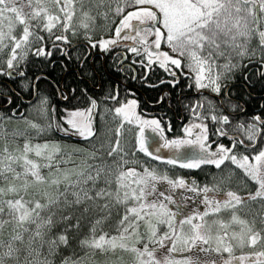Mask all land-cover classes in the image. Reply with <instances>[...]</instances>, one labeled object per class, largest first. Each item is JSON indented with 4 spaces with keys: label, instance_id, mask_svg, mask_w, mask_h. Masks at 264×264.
I'll return each instance as SVG.
<instances>
[{
    "label": "snow or ice",
    "instance_id": "snow-or-ice-1",
    "mask_svg": "<svg viewBox=\"0 0 264 264\" xmlns=\"http://www.w3.org/2000/svg\"><path fill=\"white\" fill-rule=\"evenodd\" d=\"M118 252L264 264V0H0V264Z\"/></svg>",
    "mask_w": 264,
    "mask_h": 264
},
{
    "label": "rangeland",
    "instance_id": "rangeland-1",
    "mask_svg": "<svg viewBox=\"0 0 264 264\" xmlns=\"http://www.w3.org/2000/svg\"><path fill=\"white\" fill-rule=\"evenodd\" d=\"M94 121H95V125H96V127H97V130H100L102 127H106V128H114V125L111 123V117H110V116H106V117L102 120L101 117H100V115H99V113H97V114L95 115V117H94ZM9 127H11V125H10ZM127 135H128L127 129H124V136L127 137ZM148 135L155 137V134H154V133H151L150 131H148ZM166 135H169L168 132H166ZM113 136H114V132H113ZM169 136H170V135H169ZM155 138L158 140V137H155ZM69 143L72 144V143H76V142L69 141ZM161 154H162V155H167V154H168V150H167V149H163V148H161ZM139 155H140L141 157H143V154H142V153L139 154ZM145 159H150V158H145ZM154 163H160V162H154ZM162 165H164V166L167 167L168 169L172 170V171H173V174H181V175H184V176H185V173H183V171H187V172H189L187 169H181V168H179L178 165L175 167L174 170H173V168H172L171 165L161 164L160 166H161L162 168H164V166H162ZM205 170H206V168H205ZM197 171L199 172V174H203V173H205V171H204V172H200L199 170H197ZM225 171H227V170H225ZM191 172H192V171H191ZM215 172H216V171H215ZM215 172H214V173H215ZM214 173H213V174H214ZM188 174H190V173H188ZM217 175H218V174H217ZM208 182L211 183V182H212V179L210 178V181H208ZM233 186H235V183H234V182H233ZM221 195H222V193H221ZM89 255H91V253H89ZM97 255H98V254H97ZM116 255L121 257V264H125V262H128V261L130 260V257L128 256L127 253H123V254H121V253L118 252ZM160 255H163V254L161 253ZM196 255H200V254L197 253Z\"/></svg>",
    "mask_w": 264,
    "mask_h": 264
},
{
    "label": "trees",
    "instance_id": "trees-1",
    "mask_svg": "<svg viewBox=\"0 0 264 264\" xmlns=\"http://www.w3.org/2000/svg\"><path fill=\"white\" fill-rule=\"evenodd\" d=\"M149 110L151 111L152 109L149 108ZM176 112L179 113V109H176ZM179 127H180V124L178 122V116H174L173 120H172V132H170V133L168 132V134L170 136L175 134ZM72 141L76 142V143L79 142L78 139H75V138ZM162 166H164V165H162ZM207 175H208V172L204 173V175L193 174L194 178H196L201 184L210 181L211 176H207Z\"/></svg>",
    "mask_w": 264,
    "mask_h": 264
},
{
    "label": "flooded vegetation",
    "instance_id": "flooded-vegetation-1",
    "mask_svg": "<svg viewBox=\"0 0 264 264\" xmlns=\"http://www.w3.org/2000/svg\"><path fill=\"white\" fill-rule=\"evenodd\" d=\"M189 172L187 171H183V173H185V176L188 177L189 179L193 178V174H198V175H204L203 174H199V172L197 170H188ZM192 171V172H191ZM216 170L214 168L211 169V172H209L208 168H206L205 170V173L208 172V175L207 176H212V174L215 172ZM190 173V174H188Z\"/></svg>",
    "mask_w": 264,
    "mask_h": 264
}]
</instances>
